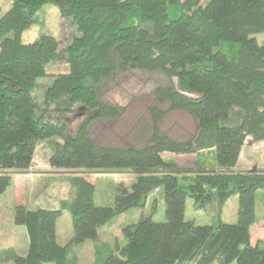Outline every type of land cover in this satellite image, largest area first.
Wrapping results in <instances>:
<instances>
[{
    "label": "trees",
    "instance_id": "1",
    "mask_svg": "<svg viewBox=\"0 0 264 264\" xmlns=\"http://www.w3.org/2000/svg\"><path fill=\"white\" fill-rule=\"evenodd\" d=\"M13 1L0 18V196L14 175L29 172L45 142L50 167L72 175L67 179L72 191L60 209L18 206L15 223L28 231V254L9 249L0 258L15 264H79L77 252L92 241L93 264H264V243L251 242L264 169L236 170L248 138L264 142V45L254 38L264 34V0ZM45 5L70 19L79 35L66 49L70 72L54 75L39 104L32 90L49 76L47 66L57 61L60 43L44 36L26 44L23 34ZM170 10L179 16L172 19ZM131 71L162 75L166 82L153 95L169 108L149 109L152 129L143 147L99 145L91 126L122 117L119 107L102 100L103 83ZM171 112L191 117L196 128L191 139L163 132ZM54 113L83 120L70 131L71 119L53 123ZM213 153L218 166H201ZM191 154L197 163L178 164L176 156ZM86 175L133 180L117 187L115 206L106 208L95 204L96 186ZM159 188L165 189V223L147 217L127 226V244L116 252L99 242L101 228L144 208ZM233 196L239 197L238 222L228 224L222 213ZM188 198L197 210L215 206L212 225L186 221ZM64 210L74 227L66 246L57 239Z\"/></svg>",
    "mask_w": 264,
    "mask_h": 264
},
{
    "label": "rangeland",
    "instance_id": "2",
    "mask_svg": "<svg viewBox=\"0 0 264 264\" xmlns=\"http://www.w3.org/2000/svg\"><path fill=\"white\" fill-rule=\"evenodd\" d=\"M186 2L187 0H182ZM202 2L206 0H201ZM13 0H0V18L3 17L13 6ZM179 12L170 10L171 18L179 16ZM79 35L77 28L70 19H64L59 10L53 5H45L36 15L34 25L23 34V41L26 44H33L40 41L44 36H52L59 40L60 47L58 59L56 62L47 66L49 76L37 81L32 90V95L37 103L42 104L46 100L49 88L54 84L57 74H67L70 72V66L66 59V49L69 44ZM260 45H264V34L254 36ZM1 45V41H0ZM231 46V45H230ZM166 80L160 74L142 73L131 71L126 74L117 73L113 78L103 83L102 100L104 103L119 107L122 111V117L118 120H105L94 123L90 128L91 138L102 146L125 147L133 145L143 147L149 140L152 129V118L149 109L158 107L168 110V105H159L153 95L154 88L158 84L165 83ZM71 119L69 125L70 131H75L82 118L70 117L68 115H50L49 120L53 123H61ZM164 133L178 140H189L196 132L195 124L191 117L182 112H171L165 118L161 126ZM255 142L254 140L250 143ZM247 145L245 150L246 158L255 161L244 162L243 153L241 154L238 168L236 170H248L254 168L264 169V142L258 143L259 148L251 149ZM251 151V152H250ZM51 156V149L48 143L39 145L32 174H37L33 184L26 186L20 183L18 193L14 187H10L2 196H0V242L6 235H12L11 228L19 229L23 235H26L24 226H18L15 223V210L18 206L30 205L32 209H60L61 198H67L69 195L68 177L72 175L65 171L46 172L48 159ZM166 160H170L168 155H164ZM179 161L182 167H190L195 164V158L191 156H180ZM201 166L217 167L216 154H212L208 159L203 158ZM51 174L50 177L45 175ZM116 175H86L89 181L96 186L95 204L98 207L113 208L116 199V183L129 185L132 182L130 177H115ZM33 177V175H32ZM55 179V180H53ZM19 183V182H18ZM122 186V185H121ZM18 188V186H17ZM19 190V188H18ZM264 192L259 191L256 202L257 221L251 229V242L253 245L261 241L264 243ZM42 202L43 205H40ZM215 206L210 205L207 210H197L194 206V200L188 198L186 204V221H193L199 226H209L214 222ZM239 215V197H231L224 206L222 219L225 223L236 224ZM152 217L156 223L166 222V199L165 189L159 188L153 192L144 208L132 209L112 220L107 226L100 229V240L111 246L112 252L117 251V246L122 248L126 246L127 240L123 234V229L127 226L135 225L142 218ZM58 243L66 246L74 236L73 219L69 211L64 210L62 217L57 223ZM22 235V236H23ZM11 244H8L10 247ZM93 246L92 241H88L77 252L79 255V264H93V258L90 250ZM5 247V246H4ZM24 254V251H20ZM25 255V254H24ZM6 256L0 258V264H15L14 261L7 262Z\"/></svg>",
    "mask_w": 264,
    "mask_h": 264
},
{
    "label": "crops",
    "instance_id": "3",
    "mask_svg": "<svg viewBox=\"0 0 264 264\" xmlns=\"http://www.w3.org/2000/svg\"><path fill=\"white\" fill-rule=\"evenodd\" d=\"M250 140H251V142L253 141V139L250 137V138H248V140H247V142H246V145H245V147H244V149H243V161L244 162H249V163H251V161L253 162V165H254V163H256L255 161H253V160H250V159H248V158H250V157H248V158H246V160H245V155H244V153H245V150H246V148H247V145H249L248 143H250ZM39 147V146H38ZM250 147H252L251 149H253V150H255L256 149V147H260L259 146V144H257V143H255V142H253V143H250ZM37 150H38V148H37ZM251 152V151H250ZM36 153H37V151H36ZM180 156H191V157H193V158H195V163H197L198 162V157H197V155L196 154H191V155H179V156H176V160H177V162H178V164L181 166V163H180V159H179V157ZM35 157H36V154H35ZM50 159V158H49ZM49 159H48V164H47V168H49L46 172H48V173H53V172H56L57 170H54V169H52L51 167H50V165H49ZM34 164H35V158H34V162H33V165H32V167H31V169L29 170V172L27 173V174H25V175H14L13 176V185L11 186V187H14V189H15V191L18 193L20 190H23L24 188H22V189H20V183L21 182H23V183H25L26 184V186L28 185V184H30V186L33 184V182L36 180L35 178L36 177H38V175L37 174H32L30 171H32L33 170V166H34ZM248 170H252V169H248ZM239 171H246V170H241V168H239ZM32 175H33V177H32ZM51 176V174H49V175H45V177H50ZM115 177H117V179L120 177V176H115ZM53 180H55V179H53ZM120 180L118 179V184L116 183V187H120L121 186V184L122 183H120L119 182ZM19 182V183H18ZM91 183H93L92 181H90ZM94 184V183H93ZM17 186H18V188H19V190H18V188H17ZM68 187H69V189H68V191H69V197H68V199L71 197V191H72V189H71V186H70V184L68 183V185H67ZM261 192H264V190H262ZM20 193V192H19ZM263 195H264V193H262ZM258 195H259V192H258ZM258 195H257V197H258ZM67 198H61L59 201H58V203H62V201H64V200H68ZM40 205H43L42 204V202L40 203ZM22 206H24V203H23V205ZM25 206H27V207H32V206H30V205H27V204H25ZM12 229V235L10 234V236H12V237H10V240H9V237L6 235V237L5 238H3V240H1V242H0V254L3 252V251H5V250H9V249H13L15 252H16V254L18 255V256H21V257H25L27 254H28V251H29V245H30V240H29V236H28V231H27V229H26V227H25V230H26V235H23L22 234V232H19L18 230L19 229H17V228H11ZM100 232V231H99ZM23 235V236H22ZM57 239H58V234H57ZM99 242L100 243H102V241L100 240V235H99ZM103 243H105V242H103ZM8 244H11V246L10 247H8ZM107 244V243H106ZM5 246V247H4ZM93 247V246H92ZM20 251H24V254L23 253H20ZM11 260H7V262H10Z\"/></svg>",
    "mask_w": 264,
    "mask_h": 264
}]
</instances>
